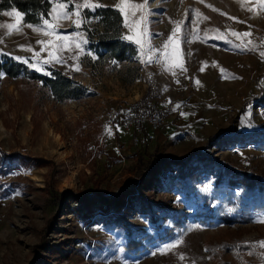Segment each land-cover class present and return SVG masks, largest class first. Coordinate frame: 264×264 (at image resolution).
Here are the masks:
<instances>
[{
  "label": "rangeland",
  "instance_id": "rangeland-1",
  "mask_svg": "<svg viewBox=\"0 0 264 264\" xmlns=\"http://www.w3.org/2000/svg\"><path fill=\"white\" fill-rule=\"evenodd\" d=\"M83 3L71 0L73 14L57 21L52 0L45 19L59 31L51 35L34 30L47 28L43 21L4 15L12 10L0 14V25L14 26L0 27V56L21 57L39 73L58 68L86 92L60 102L35 86L22 91L21 74L1 77L0 150H17L20 157L4 159L11 167L0 170V264H264L257 243L264 241V136H251L264 129V11L258 0H149L144 9L127 7L132 30L122 14L123 36L132 37L126 39L137 48L131 59L141 66L132 83L120 79L125 63H103L102 50L89 46L87 30L100 25L88 13L92 8L74 14ZM89 3L116 7L119 0ZM176 22H182L173 37L178 45L169 42L165 49ZM134 99L169 110L167 122L151 132L127 125L124 114ZM154 154L190 161L196 191L186 195L174 182L178 164L156 163ZM241 172L258 185L247 206L235 201L249 196ZM200 193L211 207L219 205L212 220L197 214ZM256 201L263 206L254 207ZM176 211L183 212L181 225L160 240ZM131 239L141 242L138 252L125 248Z\"/></svg>",
  "mask_w": 264,
  "mask_h": 264
},
{
  "label": "trees",
  "instance_id": "trees-1",
  "mask_svg": "<svg viewBox=\"0 0 264 264\" xmlns=\"http://www.w3.org/2000/svg\"><path fill=\"white\" fill-rule=\"evenodd\" d=\"M51 5L52 0L51 2L50 0H0V14L2 11L15 9L23 15L24 21L37 24L47 18ZM88 13L97 16L98 23L100 25V28H95L93 31L86 29L89 46L96 53L99 52V50H102V52H100L98 55L103 63L109 65H113L117 62L125 63L124 70L122 73H120V79L125 83H132L135 79L140 77L141 66L138 63L132 62L131 57L137 53V48L133 42L124 39L123 17L119 9L111 5H105L96 7L95 10L89 11ZM0 74L10 79L21 74V83L19 88L22 91H24V87L35 86L38 93L49 94L55 101L66 102L74 99H80L86 93L82 84L58 68H50L48 73H39L27 66L24 62L13 59L7 55L0 56ZM2 76H0V82ZM254 135H258V137L259 135L264 136V129L251 131V136L253 137ZM16 156L20 157V153L17 150L11 152H4L3 150H0V170L6 171L11 167L10 165H2L4 159L7 158L8 160H13ZM200 156L201 154L199 157ZM166 159V157L162 158L157 154H154L153 156V161L156 163L163 162V164H165L170 161L177 163L178 166L176 168V179L174 182L185 192L186 195H192L196 191L194 184H192L194 181V166L187 159H171L170 161ZM36 160L44 162L43 164H45L47 161L42 157H37ZM148 164L149 163L145 161L142 165L145 167L146 171L149 167ZM240 178L244 180V185L246 187L243 194L244 196H249L241 200V196L239 195L238 199H235V201L246 206L251 205L248 201H246V199L253 198V195L258 188L257 180L254 176L249 175L246 172H241ZM230 181L234 182L235 179ZM261 186H264V184ZM229 193L234 194V192L231 190L227 192V194ZM198 199L202 200V203L197 208L198 216L203 221L212 220L217 215L216 212L219 209V205L216 207H211L209 198L201 193L199 194ZM253 205L256 208H261L263 206V202L256 201ZM170 215L173 221V226L164 227L160 231V234H158L160 240L171 236L174 233L173 228L175 229L181 225V219L183 215L182 211H176ZM221 215L223 216L224 220L232 219V217H229L226 214ZM157 219L158 216H152L153 222H156ZM156 227L159 229V225ZM150 240L151 238L149 241ZM140 245V241L131 239L127 244H125V248L127 250H134L135 252H138L141 249Z\"/></svg>",
  "mask_w": 264,
  "mask_h": 264
},
{
  "label": "snow or ice",
  "instance_id": "snow-or-ice-1",
  "mask_svg": "<svg viewBox=\"0 0 264 264\" xmlns=\"http://www.w3.org/2000/svg\"><path fill=\"white\" fill-rule=\"evenodd\" d=\"M51 2V0H50ZM149 0H144L143 4H139V5H130L129 3V0H119V4L116 5V7L119 9L120 13L121 14H125V27H129L130 31L132 30L130 25L127 23V16H126V8L127 7H135V8H139V9H144L145 6L148 4ZM71 3V0H56V4L58 7H54L53 8V11L56 12V16L54 17V19H56L57 21L60 20V19H67L70 15H72V11L71 9L68 7V5ZM258 3L260 5V9L261 11H264V0H258ZM103 5H99V4H96V5H92L91 3H89V0H84V3L83 4H77L76 5V8H77V11L74 13L77 17H81V12L79 11L80 8H92V10H95L96 7H101ZM215 10V9H213ZM251 10V9H250ZM13 13L16 14V16H21L22 14H20L19 12H17L15 9H13L11 12H5L4 15L6 16H12ZM196 15L199 17L201 14L199 13V11L196 12ZM146 18V14L144 17H141V19H145ZM206 19V17H205ZM234 19V18H233ZM83 22V21H81ZM19 23V22H18ZM74 23H76L74 21ZM182 22H176V26L175 28L173 29V32H172V35L168 36L167 37V40L165 41L164 43V48L166 49L167 46H168V43L171 42L173 44H177L178 45V38L177 40H174L173 37L177 36V33H179L180 31V24ZM43 24L45 26H47V28H44V29H39V28H34V30H40V31H43L44 35H51V34H54V33H57L59 31V29L52 23H50V21L48 19H44L43 20ZM137 24H139V21H137ZM80 24L79 23H76V27H79ZM0 27H6L7 29L11 30L13 29V25L12 24H7V25H0ZM28 27L32 28L33 26L32 25H28ZM233 35H238L237 33H232ZM244 36H248L250 35V33H243ZM57 40H63V41H67L68 40V36H59L57 35ZM195 38V37H194ZM124 39H129L131 40L132 37H124ZM86 42V41H85ZM38 43L40 44H52V41H38ZM135 43L137 44H140L141 46V51L143 52L144 50V44L141 43L140 39H136L135 40ZM23 47V46H21ZM54 47H59L58 45L57 46H54ZM77 48H79V44L76 45ZM28 51H31V49H27ZM42 51L44 49H41ZM160 49H153V48H149L148 49V52H154V51H158ZM37 56H39V53H36ZM49 57L52 59V60H56L57 57L54 55V53L52 51H49L48 53ZM88 55H91V53H88ZM262 57H264V52H261L260 54ZM95 58V57H93ZM15 59L17 60H20L21 62H27L26 60H23V58L21 57H15ZM51 62L50 60H45L44 63H49ZM59 62H62V61H59ZM141 62H144L143 60ZM149 63L152 62V58L150 57L149 60L147 61ZM39 63V61H38ZM30 67H33L35 70L37 71H40L41 69L39 67H36L35 64H30L29 65ZM78 70V69H76ZM0 76H2V74H0ZM205 191H207V189H205ZM260 222H264V219H262ZM260 244L261 247H264V241H259L257 242Z\"/></svg>",
  "mask_w": 264,
  "mask_h": 264
},
{
  "label": "built area",
  "instance_id": "built-area-1",
  "mask_svg": "<svg viewBox=\"0 0 264 264\" xmlns=\"http://www.w3.org/2000/svg\"><path fill=\"white\" fill-rule=\"evenodd\" d=\"M169 110L152 100L134 99L127 103L124 120L127 125L161 128L168 120Z\"/></svg>",
  "mask_w": 264,
  "mask_h": 264
},
{
  "label": "crops",
  "instance_id": "crops-1",
  "mask_svg": "<svg viewBox=\"0 0 264 264\" xmlns=\"http://www.w3.org/2000/svg\"><path fill=\"white\" fill-rule=\"evenodd\" d=\"M143 127H145L146 131H150V132L152 131V128H151L150 126H147V125L145 126V125H144ZM149 127H150V128H149ZM150 132H149V133H150Z\"/></svg>",
  "mask_w": 264,
  "mask_h": 264
}]
</instances>
